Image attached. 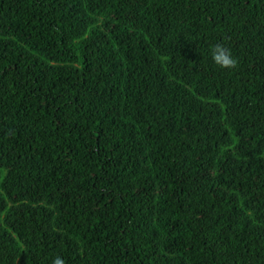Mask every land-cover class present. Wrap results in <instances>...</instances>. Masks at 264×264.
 I'll list each match as a JSON object with an SVG mask.
<instances>
[{
    "label": "trees",
    "instance_id": "1",
    "mask_svg": "<svg viewBox=\"0 0 264 264\" xmlns=\"http://www.w3.org/2000/svg\"><path fill=\"white\" fill-rule=\"evenodd\" d=\"M57 256L264 264V0H0V264Z\"/></svg>",
    "mask_w": 264,
    "mask_h": 264
},
{
    "label": "clouds",
    "instance_id": "2",
    "mask_svg": "<svg viewBox=\"0 0 264 264\" xmlns=\"http://www.w3.org/2000/svg\"><path fill=\"white\" fill-rule=\"evenodd\" d=\"M210 55L213 63L221 69L234 70L238 67V59L234 58L230 49L222 43H217L210 50ZM52 264H65V260L57 256Z\"/></svg>",
    "mask_w": 264,
    "mask_h": 264
}]
</instances>
